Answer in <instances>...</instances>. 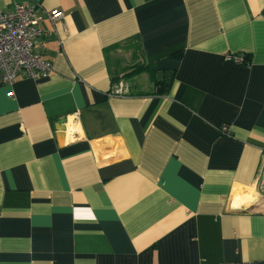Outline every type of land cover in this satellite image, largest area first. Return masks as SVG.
<instances>
[{"label": "crops", "instance_id": "1", "mask_svg": "<svg viewBox=\"0 0 264 264\" xmlns=\"http://www.w3.org/2000/svg\"><path fill=\"white\" fill-rule=\"evenodd\" d=\"M19 3L53 69L0 75V264H264V0Z\"/></svg>", "mask_w": 264, "mask_h": 264}, {"label": "built area", "instance_id": "2", "mask_svg": "<svg viewBox=\"0 0 264 264\" xmlns=\"http://www.w3.org/2000/svg\"><path fill=\"white\" fill-rule=\"evenodd\" d=\"M46 11L51 20L64 17L63 10ZM39 21L35 8L25 3L17 4L11 11H0V75L5 83L11 84L22 73L36 77L47 76L52 72V62L45 60L37 47L43 35ZM228 60L243 62L241 57H228ZM125 92L123 86H118L114 96H123ZM221 130L227 133L228 126L223 125Z\"/></svg>", "mask_w": 264, "mask_h": 264}, {"label": "trees", "instance_id": "3", "mask_svg": "<svg viewBox=\"0 0 264 264\" xmlns=\"http://www.w3.org/2000/svg\"><path fill=\"white\" fill-rule=\"evenodd\" d=\"M181 54H176L174 57H179ZM152 69V68H151ZM131 70L132 72V76L135 74H139L141 72L144 71H150V65H146V64H137L136 66H132ZM171 79L170 76H167V78L161 79V80H155V87L157 89V93L158 94H163L168 86H170L169 80Z\"/></svg>", "mask_w": 264, "mask_h": 264}, {"label": "water", "instance_id": "4", "mask_svg": "<svg viewBox=\"0 0 264 264\" xmlns=\"http://www.w3.org/2000/svg\"><path fill=\"white\" fill-rule=\"evenodd\" d=\"M67 122L68 121L66 120V118H61L56 125L57 130L61 131V133L63 132L65 133L67 130L66 128Z\"/></svg>", "mask_w": 264, "mask_h": 264}, {"label": "bare ground", "instance_id": "5", "mask_svg": "<svg viewBox=\"0 0 264 264\" xmlns=\"http://www.w3.org/2000/svg\"><path fill=\"white\" fill-rule=\"evenodd\" d=\"M71 130L75 131V130H77V127L73 126V127H71Z\"/></svg>", "mask_w": 264, "mask_h": 264}, {"label": "rangeland", "instance_id": "6", "mask_svg": "<svg viewBox=\"0 0 264 264\" xmlns=\"http://www.w3.org/2000/svg\"><path fill=\"white\" fill-rule=\"evenodd\" d=\"M37 15H39V14H37Z\"/></svg>", "mask_w": 264, "mask_h": 264}]
</instances>
